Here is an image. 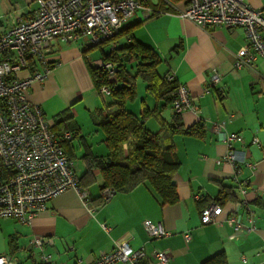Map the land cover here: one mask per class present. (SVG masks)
<instances>
[{
  "label": "crops",
  "instance_id": "1",
  "mask_svg": "<svg viewBox=\"0 0 264 264\" xmlns=\"http://www.w3.org/2000/svg\"><path fill=\"white\" fill-rule=\"evenodd\" d=\"M28 1L14 21L1 22L0 30L18 18L31 17L33 0ZM244 1L264 11V0ZM160 9L164 12L147 18L137 13L125 27H130L128 33L134 39L158 55L157 75L172 72L176 82L187 87L196 108L182 111L180 123L183 129L195 126L202 132L173 135L179 161L173 174L177 201L162 204L147 182L128 192H113L104 200L102 178L95 168L92 181L83 179L79 183L84 198L76 189L68 188L49 200L46 209L29 224H20L13 218L0 219V232L11 257L27 250L32 237L49 236L53 244L46 251L59 264H75L78 257L89 263L100 250H111L115 241L123 239L131 248L145 250L144 264L152 260L154 249L167 251L166 264H201L220 251L227 264H264V58L258 57L251 66L236 68L235 54L247 44L242 27L204 29L180 17L171 7ZM113 42L104 50L124 46L128 38L123 33ZM86 47L85 38L56 41V65L42 83L33 81L27 91L28 100L41 107L56 133L71 132L63 148L79 162L78 178L86 170L84 154L104 157L108 153L98 117L105 113L110 95L98 92L89 71L102 54L98 48V57H92V48L85 50ZM127 68L135 71L133 64ZM213 70L220 80L211 85ZM146 86L147 82L138 75L135 96L126 101L125 107L138 118L147 110L142 118L145 126L158 132L162 122L173 123L175 112L172 102L157 98ZM64 117L66 121H59ZM214 124L242 136L243 143L235 142L234 149L237 159L244 158L243 162L233 164L221 159L227 147L213 130ZM195 193L200 195L199 200L194 199ZM210 204L219 205L220 213L212 223L202 224L201 212ZM231 216L243 225H249L251 218L255 230L236 232L234 222L229 221ZM145 219L160 223L169 235L151 239L142 225ZM101 224L110 230H104ZM13 259L19 261L17 257Z\"/></svg>",
  "mask_w": 264,
  "mask_h": 264
},
{
  "label": "built area",
  "instance_id": "2",
  "mask_svg": "<svg viewBox=\"0 0 264 264\" xmlns=\"http://www.w3.org/2000/svg\"><path fill=\"white\" fill-rule=\"evenodd\" d=\"M157 1L158 4H151L150 0H33L31 17L18 18L13 25L0 30V164L10 170L0 180V219L13 218L20 224H29L46 209L49 200L68 188L76 189L85 197L79 187L76 161L63 148L71 132L56 133L41 107L27 98L31 83H42L56 65L53 56L56 41L85 38L88 45H100L111 41L137 13L147 18L164 12L160 7L167 4L180 17L204 29L242 27L247 44L235 54L236 68L251 66L258 57L264 58V11L260 8L244 0ZM1 22L0 19V28ZM95 66L108 74L109 81L116 82L115 65L111 61L100 58ZM166 79L174 80L175 76L168 72ZM219 80L220 75L213 70L211 85ZM98 92L110 95L111 89L103 85ZM172 108L178 114L188 108L196 110L185 85L177 83ZM213 130L227 147L221 159L233 164L237 160L243 162L244 158L237 159L234 149L235 142L243 143L242 136L225 132L222 124H214ZM113 192L112 188H104L103 199L108 200ZM193 197L200 199L198 193ZM220 210L217 204L205 207L201 212L202 224L212 223ZM229 221L234 222L236 232L255 230L251 218L249 225L235 221L233 216ZM101 225L104 230H110ZM142 225L151 239L169 235L160 223L145 219ZM52 244L53 238L49 236L29 239L27 251L34 264H59L46 251ZM150 256L149 264H166L169 257L166 250L160 249L151 251ZM145 259L143 248L133 249L123 239L115 241L111 250H100L86 264H139ZM242 261L246 259L242 257ZM0 264H15V260L8 253L0 252ZM75 264H85V261L78 257Z\"/></svg>",
  "mask_w": 264,
  "mask_h": 264
},
{
  "label": "trees",
  "instance_id": "3",
  "mask_svg": "<svg viewBox=\"0 0 264 264\" xmlns=\"http://www.w3.org/2000/svg\"><path fill=\"white\" fill-rule=\"evenodd\" d=\"M122 28L114 35V41L121 34H125L128 42L124 46H113L105 51L104 47L109 42L85 48H99L101 59L109 60L115 65L116 82L108 80V74L97 66H89L95 88L98 90L106 85L111 89L110 101L105 103V113L99 114L98 125L104 132V141L108 148L106 156H93L84 154L86 170L78 178V183L84 179L92 181V170L98 169L102 178L101 190L112 188L114 192H128L144 182L149 183L159 196L161 203H174L178 199L176 184L173 174L177 170L179 161L174 150L173 135L175 133L199 134L202 132L197 127L183 129L180 123V114L175 113L172 124L161 123V130L150 131L142 118L147 115V110L142 118H138L125 107L127 100L135 96V81L140 75L147 82V89L157 98L173 102L176 80H167L166 74L159 77L155 66L159 62L154 50L134 39L129 32L130 27ZM115 43V42H113ZM133 64L134 72L127 65ZM117 83H122L119 89ZM66 121L61 118L59 121ZM53 130L54 124H52ZM10 170L0 164V180ZM80 185V184H79ZM81 187V186H80ZM139 264H144L140 262ZM201 264H227L222 251L215 253Z\"/></svg>",
  "mask_w": 264,
  "mask_h": 264
},
{
  "label": "rangeland",
  "instance_id": "4",
  "mask_svg": "<svg viewBox=\"0 0 264 264\" xmlns=\"http://www.w3.org/2000/svg\"><path fill=\"white\" fill-rule=\"evenodd\" d=\"M28 0H0V19L5 21H14L16 16L21 13L27 7ZM151 4H158L157 0H150ZM32 8L35 7L34 2L30 4ZM162 7L169 6L167 4H162ZM116 39V38H115ZM90 54L92 57H98L99 49L97 47L92 48ZM78 169L80 168L79 162L76 161ZM0 252H6L5 239L2 233L0 232ZM12 259L17 257L18 262L15 261V264H34L32 258L29 257V252L27 250H23L22 253L12 254ZM36 259V256L33 257ZM14 260V259H13Z\"/></svg>",
  "mask_w": 264,
  "mask_h": 264
},
{
  "label": "water",
  "instance_id": "5",
  "mask_svg": "<svg viewBox=\"0 0 264 264\" xmlns=\"http://www.w3.org/2000/svg\"><path fill=\"white\" fill-rule=\"evenodd\" d=\"M121 86H122V83H117V84L115 85V88H116V89H119Z\"/></svg>",
  "mask_w": 264,
  "mask_h": 264
}]
</instances>
